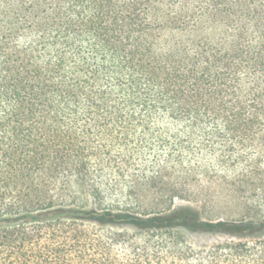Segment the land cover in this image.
I'll use <instances>...</instances> for the list:
<instances>
[{"label":"trees","instance_id":"trees-1","mask_svg":"<svg viewBox=\"0 0 264 264\" xmlns=\"http://www.w3.org/2000/svg\"><path fill=\"white\" fill-rule=\"evenodd\" d=\"M262 152L264 0H0V264H264Z\"/></svg>","mask_w":264,"mask_h":264},{"label":"rangeland","instance_id":"rangeland-1","mask_svg":"<svg viewBox=\"0 0 264 264\" xmlns=\"http://www.w3.org/2000/svg\"><path fill=\"white\" fill-rule=\"evenodd\" d=\"M259 168L251 173H256L253 178H242L241 169L233 170L231 184H222L215 179L198 182L195 187L204 189L203 197L195 202L200 208L204 218L216 220H233L260 225L264 221V153ZM264 230L259 226L257 233Z\"/></svg>","mask_w":264,"mask_h":264}]
</instances>
